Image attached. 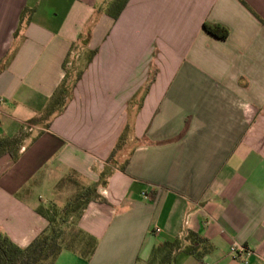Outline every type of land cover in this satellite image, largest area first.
Listing matches in <instances>:
<instances>
[{"label": "crops", "instance_id": "obj_1", "mask_svg": "<svg viewBox=\"0 0 264 264\" xmlns=\"http://www.w3.org/2000/svg\"><path fill=\"white\" fill-rule=\"evenodd\" d=\"M110 1L0 0V138H24L17 160L0 156V234L28 246L48 225L39 209L99 181L129 124L125 170L78 221L94 254L55 264H137L189 230L213 250L176 264H264V0H129L116 19ZM92 49L45 119L68 54Z\"/></svg>", "mask_w": 264, "mask_h": 264}, {"label": "trees", "instance_id": "obj_2", "mask_svg": "<svg viewBox=\"0 0 264 264\" xmlns=\"http://www.w3.org/2000/svg\"><path fill=\"white\" fill-rule=\"evenodd\" d=\"M128 2L129 0H111L106 8V12L116 19ZM204 28L220 38H225L228 35V29L217 23L211 24L205 22ZM76 48V44H72L70 51ZM70 53L64 62L66 76L52 96L51 102L44 114L45 119H49L53 114L63 110L67 98L80 79L83 69L92 61L96 50H88L85 53L84 67L80 66L72 82H70V77L72 71L75 70V66L72 68H68L67 66L68 62L71 61L70 63H72ZM147 89L148 87L146 91ZM129 131L130 125L128 124L108 157V164L116 166L117 154L126 145ZM23 139V136L0 138V156L8 152L14 160H17L20 156ZM127 163L128 158L120 168L125 170ZM111 167L107 166L105 168L99 181L87 185L81 184L77 188L76 193L63 206L51 204L46 209H39V213L48 220V225L28 246L22 247L15 243L8 235L0 234V264H55L63 249L77 253L86 261L90 260L97 247L98 239L81 229L78 226V221L91 201L99 200L106 202L98 189L100 185L106 184V179L112 169ZM68 224L77 228V233L80 236L77 241L73 240L74 242H70L63 236L64 228L68 227ZM212 250L213 245L209 239L193 230H189L183 239L175 237L158 243L152 249L150 258L147 261L148 264H176L179 252L194 255L201 260Z\"/></svg>", "mask_w": 264, "mask_h": 264}, {"label": "rangeland", "instance_id": "obj_3", "mask_svg": "<svg viewBox=\"0 0 264 264\" xmlns=\"http://www.w3.org/2000/svg\"><path fill=\"white\" fill-rule=\"evenodd\" d=\"M80 59H82V61ZM71 60H72V63H69L68 64V68H72V67L75 66V70L72 71V73H71L70 82L74 81V79L76 77V74H77V71L80 68V66L82 65L81 62L84 61V57L83 56L81 58L74 57ZM152 77L153 76L150 77V80L152 79ZM131 124H132V122H131ZM130 133H128V137H129ZM128 137H127V139H128ZM127 141L128 140H126V145L124 146V148L117 154V157H116L117 158V163H116V165L118 167H120L121 165H123L124 162L129 157V151H130L131 147L128 148ZM70 193L72 195H74L73 194V190H71ZM71 194H70V197L72 196ZM63 236L66 237L70 242L77 241V239L80 237L78 235V233H77V228L75 226L71 225V224H68V227H65L64 228ZM139 264H148V261L140 262Z\"/></svg>", "mask_w": 264, "mask_h": 264}, {"label": "built area", "instance_id": "obj_4", "mask_svg": "<svg viewBox=\"0 0 264 264\" xmlns=\"http://www.w3.org/2000/svg\"><path fill=\"white\" fill-rule=\"evenodd\" d=\"M143 194L146 195L145 192H143ZM230 254L236 259L238 258L244 262H247L248 256L251 254V250L243 244L234 243L230 247Z\"/></svg>", "mask_w": 264, "mask_h": 264}]
</instances>
